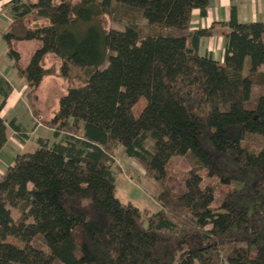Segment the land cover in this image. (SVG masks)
Wrapping results in <instances>:
<instances>
[{"label":"trees","instance_id":"16d2710c","mask_svg":"<svg viewBox=\"0 0 264 264\" xmlns=\"http://www.w3.org/2000/svg\"><path fill=\"white\" fill-rule=\"evenodd\" d=\"M208 3L10 0L1 39L30 109L48 54L60 55L62 77L77 68L86 78L42 119L56 140L39 139L0 176V264H264V143L256 152L245 144L264 138V24L237 22L232 6L219 63L199 52L213 30H189ZM102 16L121 28H105ZM15 42L39 47L22 63ZM11 90L0 77V112ZM7 127L19 132L0 116V151ZM118 148L153 181L158 211L116 197ZM173 157L200 170L172 184ZM199 171L232 187L215 209Z\"/></svg>","mask_w":264,"mask_h":264},{"label":"rangeland","instance_id":"374dc122","mask_svg":"<svg viewBox=\"0 0 264 264\" xmlns=\"http://www.w3.org/2000/svg\"><path fill=\"white\" fill-rule=\"evenodd\" d=\"M6 12V18H7ZM103 26L105 28L120 29L121 26L117 25L115 21L110 16L101 17ZM20 47V48H19ZM32 45H23L20 43L15 44V49H19L24 55H28L32 50ZM44 66L47 70V77L44 79L41 87L36 92L38 100L36 102L35 113L30 109L28 103L24 98L26 115H22L20 120L23 124L26 123V118L30 117V112L32 113L31 125L27 123V128L30 131L36 129L33 137L27 141L26 147L16 143H8L6 148L8 151L13 152L14 155L19 153L31 152L35 148V138H47L49 142L56 139L53 138L52 132H49L42 124V119L49 117L53 111L56 109L58 97L67 89L68 86H78L86 78V74L77 69H71L70 78L66 79L62 77L60 73V55L56 52L48 54L44 59ZM261 87L257 86L252 92L249 102L246 107H253L257 101L261 92ZM10 105L14 107L15 115L19 113H25V108L21 102H19L15 96H12ZM145 106V100L141 98L138 103L133 108L134 116H137L142 108ZM38 121L41 127H37ZM11 136V135H10ZM14 142L13 138L10 140ZM264 143V138L255 135H248L245 139L246 146L253 152H256L259 147ZM33 151V150H32ZM114 164L113 170L116 176V197L123 203H131L141 210H148L150 212H156L160 209V204L155 200V187L153 181L146 176L143 168L136 162L125 157L123 149L118 148L114 154ZM192 168L200 170L196 164H192V160L187 157H173L168 165V176L170 182L175 184L177 181L183 179L185 174ZM203 177L202 185H211L214 188V201L211 208L215 209L219 206L223 196L231 191L232 187L227 185H221L217 179L207 177L203 171H199ZM11 216L15 220L18 216L17 212L11 211ZM227 264V263H224Z\"/></svg>","mask_w":264,"mask_h":264},{"label":"crops","instance_id":"0c3cea01","mask_svg":"<svg viewBox=\"0 0 264 264\" xmlns=\"http://www.w3.org/2000/svg\"><path fill=\"white\" fill-rule=\"evenodd\" d=\"M9 2L10 0H0V77L4 78L9 83L12 90L8 98L6 99L5 105L0 112V116L4 120L6 125L13 121L14 125L18 127L19 132L14 131L15 129L7 127V143L0 151V176L8 166L12 165L13 160L16 156L13 152L7 150L6 145L9 142L12 143V145H16V143H18L23 145L25 148L27 141L30 140L36 132V129L29 132V129L26 126L27 123L31 125L30 117L33 116L31 112L30 117L26 118L25 124H23L20 120L22 115H26V109L28 108V106H26L27 108L25 107L26 104L24 105L27 86L24 80L17 76L16 71L12 68L11 62L6 58V47L1 39V34L5 32L9 24L12 22ZM232 6L235 7V19L237 22H261L264 24V0H209L208 7L206 9V15L204 17L200 15V11L197 9L192 11L189 28L190 31L212 29L214 32L212 36L205 37L200 40V54L202 56L211 57L214 61H217L219 63L223 62L225 51V39L221 34V31L226 28L225 25L232 18ZM6 12L8 14L7 18ZM18 43H20L21 46H33L28 55H23L19 49H15L21 55L22 63H26L33 51L39 47V44L36 42H15L13 44L14 48L15 44ZM12 96H15V98L22 103L25 108V113H19V115L17 116L15 115L14 107L10 105ZM28 110L30 111L29 108ZM34 121L38 123L37 127H41V124L36 121V119H34ZM46 129L53 134V131L51 129ZM12 138L14 142L10 141ZM39 139L47 138H35V148L37 147V142Z\"/></svg>","mask_w":264,"mask_h":264}]
</instances>
